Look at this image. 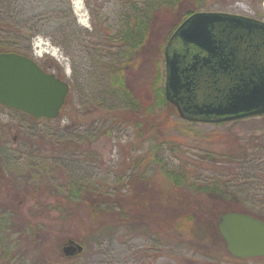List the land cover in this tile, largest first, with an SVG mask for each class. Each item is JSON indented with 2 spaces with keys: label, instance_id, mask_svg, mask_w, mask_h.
I'll return each mask as SVG.
<instances>
[{
  "label": "rangeland",
  "instance_id": "rangeland-1",
  "mask_svg": "<svg viewBox=\"0 0 264 264\" xmlns=\"http://www.w3.org/2000/svg\"><path fill=\"white\" fill-rule=\"evenodd\" d=\"M144 4L0 0V41L15 42L16 50L41 64L53 61L48 69L71 84L55 119H36L0 103V264H264V256L231 253L216 215L227 205V211L238 206L264 217V114L219 122L185 119L163 88L168 107L142 113V125L136 124L135 112L125 108L129 98L117 85L119 72L109 64L125 51L118 34L128 16ZM185 8L165 13L163 29ZM202 9L264 20V0H202ZM160 41L140 51L130 74L137 87L156 74L161 57L164 87L166 42L161 55ZM132 173L144 177L142 183L121 192L135 194L136 201L149 192L153 202L141 221L118 214L91 217L81 198L66 200L72 187L84 185L118 192L115 185ZM165 173H182L183 198L201 208L187 226L167 227L172 209L162 201L171 187ZM69 239L84 249L66 255Z\"/></svg>",
  "mask_w": 264,
  "mask_h": 264
},
{
  "label": "water",
  "instance_id": "water-1",
  "mask_svg": "<svg viewBox=\"0 0 264 264\" xmlns=\"http://www.w3.org/2000/svg\"><path fill=\"white\" fill-rule=\"evenodd\" d=\"M166 97L182 117L227 121L264 114V20L224 10H196L165 47ZM70 84L32 56L0 52V103L35 118H55ZM218 227L238 257L264 256V218L241 210L221 213ZM84 246L69 239L66 255Z\"/></svg>",
  "mask_w": 264,
  "mask_h": 264
},
{
  "label": "trees",
  "instance_id": "trees-1",
  "mask_svg": "<svg viewBox=\"0 0 264 264\" xmlns=\"http://www.w3.org/2000/svg\"><path fill=\"white\" fill-rule=\"evenodd\" d=\"M127 1L134 3V6L137 8V6L135 5L136 0ZM144 1L145 4L139 11L137 10L136 12H134V14L128 16L125 28L121 30V33L118 34L120 43L124 47L125 51L119 58L118 62L109 64L111 65V68L112 70H114V72H119L120 77L117 80V85L122 88L123 93L126 94L129 98V102L127 105H125V108L130 109L129 112H135L136 116L134 117V121L140 126L142 125L141 119L144 118L145 115L153 114L156 111V108H158L159 106H162L163 109L168 107L165 96L161 95V93L164 92L162 73V64L164 61L163 57L156 59V74L146 76L143 85L140 87H137L134 83V78H132L130 74L135 72V70L137 69L140 51H150V46L152 45L151 42H153L154 39L157 40L158 38H161L160 54H163L165 42H167L172 31L183 18H185L193 11L199 10L202 2V0ZM180 5L186 7L184 12L179 16V18H175L172 22H170L166 29H163V26L165 24V22H162L164 14L169 12V10L173 11L174 9H177L178 7H180ZM162 10L163 12L161 13ZM160 22L162 24L161 29L158 28ZM17 46L18 44H15V42L9 43L7 40L0 41V52L4 50L18 51L16 50L18 48ZM41 65L47 69L51 66H54L55 63L50 60L47 61L46 64ZM145 93L150 94V99L144 100L143 96ZM114 110L117 111V109H112V111ZM142 113L146 114L143 115ZM137 174L138 173H132L128 181H126L127 179L126 177H124L122 179L121 185H115L116 188H118V192H114L113 194H111L112 192L109 193L104 188H100V191L94 192L93 190L91 191L90 186L84 185V189L80 187H72L71 194L66 196V200L71 199L72 201H76L81 198V200L84 201V205L87 206L88 213L91 217H101L106 215L114 216L115 214H118L120 219H124V221H141L142 218L145 217L144 214L152 209L153 202L151 203L150 201L151 193L141 192L140 194H138L139 200L137 201H140V203L139 208L135 209L137 202L136 195H127L121 192L122 188L125 185L133 186L137 182L139 184L142 183V180L140 179L142 176H137ZM165 175L168 179L167 184L171 187L165 188L162 195V197H165L162 201L167 203L168 206L172 209V220L169 221L167 227L171 228L175 226L181 228L183 226H187L189 224L188 218L197 215L198 212L196 213V211L201 210V208H198L196 210L195 202L191 198L189 200L183 198L184 193L181 189V186L184 185L185 178L183 177L182 173H165ZM143 178L144 177H142V179ZM210 188L211 187L209 186L201 185L200 189L206 191L215 190ZM176 189H178V192H176ZM219 193H221L223 196H226L222 191H219ZM117 206H119V212L114 211ZM179 208L181 209L179 210ZM231 208L232 207L226 205L225 208L223 207V209L217 210V217L221 213L227 211V209ZM236 209H241V211L245 210L238 206ZM259 217L264 218L263 216ZM10 249H13V246L8 248V250L6 249L8 254Z\"/></svg>",
  "mask_w": 264,
  "mask_h": 264
},
{
  "label": "flooded vegetation",
  "instance_id": "flooded-vegetation-1",
  "mask_svg": "<svg viewBox=\"0 0 264 264\" xmlns=\"http://www.w3.org/2000/svg\"><path fill=\"white\" fill-rule=\"evenodd\" d=\"M185 18H186V17H185ZM256 18H257V17H256ZM183 19H184V18H183ZM183 19H182V20H183ZM259 19H260V18H259ZM182 20H181L180 22H182ZM179 24H180V23H179ZM179 24H178V25H179ZM178 25H177V26H178ZM177 26H176V27H177ZM176 27H175V28H176ZM174 30H175V29H174ZM174 30L172 31V33L174 32ZM172 33H171V35H172ZM171 35H170V37H171ZM170 37H169V38H170ZM168 40H169V39H168ZM168 40H167V42H168ZM167 42H166V44H167ZM165 47H166V45H165ZM40 64H41V63H40ZM164 67H165V68H164V70H165V72H164V73H165V81H164L165 84H164V88H165V86H166V63H165V62H164ZM44 68H45V67H44ZM45 69H46V68H45ZM46 70H49V69L47 68ZM57 74H58V73H57ZM59 75H60V73H59ZM69 84H70V83H69ZM70 89H71V84H70ZM165 94H166V92H165ZM169 102L172 103V104L176 107V109L178 110L177 106H176L173 102H171V101H169ZM62 109H63V108H62ZM61 111H62V110H61ZM178 112H179V110H178ZM60 114H61V112H60ZM60 114H59V115H60ZM59 115H58V116H59ZM179 115H180V113H179ZM58 116H57V117H58ZM180 116H181V115H180ZM57 117H56V118H57ZM181 117H182V116H181ZM183 118H184V117H183ZM40 119H48V118H40ZM53 119H55V118H53ZM185 119H188V118H185ZM189 120H193V121H201V122H202V120H194V119H189ZM211 122H217V121H211Z\"/></svg>",
  "mask_w": 264,
  "mask_h": 264
}]
</instances>
